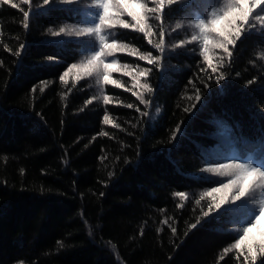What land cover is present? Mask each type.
Wrapping results in <instances>:
<instances>
[{
	"label": "trees",
	"instance_id": "16d2710c",
	"mask_svg": "<svg viewBox=\"0 0 264 264\" xmlns=\"http://www.w3.org/2000/svg\"><path fill=\"white\" fill-rule=\"evenodd\" d=\"M189 1L165 5L163 51L154 19L151 44L115 29L128 48L114 67L135 75L110 69L118 83L102 85L106 104L94 74L60 79L72 64L86 68L83 38L49 32L95 22L92 0H0V264H264L258 245L254 262L233 248L264 188L221 209V193L201 199L229 179L205 168L264 164V27L257 21L230 58L214 49L213 73L201 41L175 45L223 5ZM149 53L159 59L139 58ZM261 232L264 220L250 239Z\"/></svg>",
	"mask_w": 264,
	"mask_h": 264
},
{
	"label": "snow or ice",
	"instance_id": "6c2138e0",
	"mask_svg": "<svg viewBox=\"0 0 264 264\" xmlns=\"http://www.w3.org/2000/svg\"><path fill=\"white\" fill-rule=\"evenodd\" d=\"M8 3L9 0H4ZM25 3H29V0H24ZM76 0H61L64 4H73ZM154 5L149 7V3L146 0H92L91 6L96 9L95 22L87 24L86 26L80 25H65L60 27L58 31L49 32L53 36H60L64 34L66 36H75L83 38V46L86 50H89V56L86 57V68L84 75L96 77V84L100 87V95L103 96L104 103H109L110 98L103 94V84L118 83L110 79V72L120 71L121 69L115 68L114 65L118 63L115 59V53L122 52L128 48L127 44L120 42L115 29H132L144 34L145 38L151 44V37L154 35L155 30L152 28L149 21L155 20L159 22V42L154 46L160 51H163V45L165 43L166 33L163 30V17L165 14V5L171 6L178 3V0H150ZM52 0H43V3L39 7L49 6ZM14 7L16 5H13ZM135 7L137 10H133ZM259 9V11H256ZM25 21L30 18L31 12L25 11L23 13ZM126 15L130 18L128 20L122 17ZM259 22L260 27H264V0H223V7L219 9H213L207 17L203 19H197L192 21V25L198 29V34H191L190 40H181L176 47L183 46L185 43H192L201 41V55L203 56L208 68L213 73L217 72L218 68L213 66V56L215 55L214 49H221L228 58L232 55V49L235 48L237 42L248 32L250 29L257 27L256 22ZM25 27L28 24L25 23ZM182 24L177 22L174 30L181 29ZM211 44V48L209 45ZM23 48V45L21 46ZM135 52V50H134ZM211 53V54H210ZM108 57L113 59L108 60ZM141 60H146L149 63H153L158 60L159 57H153L151 53L147 56L140 55ZM224 57L219 58V64H222ZM77 64H72L68 70L60 77L61 81L71 72L77 68ZM128 65H124V69H127ZM207 70V69H206ZM147 70H141L140 76H145ZM125 75H130V72L124 71ZM217 82L224 79L222 75L216 77ZM139 81H137L138 83ZM142 87L151 92L152 89L147 83H144ZM43 91V89H41ZM71 91V89H69ZM135 94V93H134ZM97 98V97H94ZM142 103H147L142 96L139 97ZM195 99L199 101L201 99L199 90H196ZM91 103V100L87 101ZM132 107V105H128ZM104 122L108 123V116L104 117ZM119 127V125H117ZM178 130V129H177ZM175 138V133L173 139ZM204 171L217 174L223 177H229L226 183H220L219 187L211 189L209 193H202L201 199L204 195H212L213 193H221L218 202L215 204V208L221 209L224 205L233 204L238 202L246 204L245 198L249 197L258 188H264V164L259 166L255 163H242L239 160L232 159L228 163L215 164L211 167H207ZM174 195L181 199L186 198V193L178 192ZM201 199L195 201L197 205H200ZM258 207L253 210V214L246 221V225L237 234L238 238L235 240L233 248L238 250L241 255L244 254V247L246 246L247 252L252 256L253 262L256 259V250L254 245L259 246V251L264 253V232H261L258 238L250 239V233L253 229L264 220V198L258 201ZM211 207V205H210ZM227 211V209H224ZM207 215V213H204ZM167 223V221H164ZM199 223V220L197 221ZM196 227V224L190 225V228ZM173 233L176 232L175 228H172ZM225 252L230 249H225ZM245 264H247V256H245Z\"/></svg>",
	"mask_w": 264,
	"mask_h": 264
},
{
	"label": "rangeland",
	"instance_id": "374dc122",
	"mask_svg": "<svg viewBox=\"0 0 264 264\" xmlns=\"http://www.w3.org/2000/svg\"><path fill=\"white\" fill-rule=\"evenodd\" d=\"M148 1H149V7L154 6V5L150 2V0H148ZM179 1L188 2L189 0H179ZM204 1H206V2H212V3L214 2V3H217V4H222V5H223V0H204ZM189 2H190V1H189ZM197 3H199V0H197ZM257 10H259V9H257ZM122 52H124V51H122ZM130 69H131V68H130ZM124 71H128V72H130V75H132V76H133V74L135 75V72H134V71L121 69V73H123ZM84 72H85V68L82 67V66H79V67H77V68H75V69L72 70L71 75H72L74 78H81V77L83 76ZM137 76H140L139 73H137ZM89 77H92V76H89ZM137 81H138V80H137V78H136V80H135V86H137V88H142V83H140V82L137 83Z\"/></svg>",
	"mask_w": 264,
	"mask_h": 264
}]
</instances>
